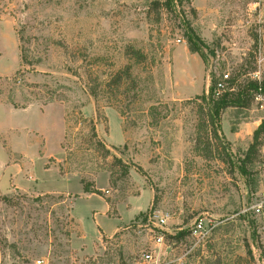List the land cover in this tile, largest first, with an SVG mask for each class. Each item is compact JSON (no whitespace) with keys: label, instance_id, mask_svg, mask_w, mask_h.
Wrapping results in <instances>:
<instances>
[{"label":"rangeland","instance_id":"obj_1","mask_svg":"<svg viewBox=\"0 0 264 264\" xmlns=\"http://www.w3.org/2000/svg\"><path fill=\"white\" fill-rule=\"evenodd\" d=\"M263 85L264 0H0V264H264Z\"/></svg>","mask_w":264,"mask_h":264},{"label":"trees","instance_id":"obj_2","mask_svg":"<svg viewBox=\"0 0 264 264\" xmlns=\"http://www.w3.org/2000/svg\"><path fill=\"white\" fill-rule=\"evenodd\" d=\"M166 3L168 4V0H166ZM193 33V32H192ZM188 43H189V49L191 52L193 53H200L202 54V56L204 57V52L202 51V48L200 47V45L193 40V38L188 37ZM196 39L201 42V40H199L198 36H196ZM211 89L212 91H217V85L220 82V79L212 74L211 76ZM230 82V80H229ZM264 86V85H263ZM251 88H258L259 86L257 85V83H254L250 86ZM213 94V92H212ZM230 92L229 91H223L221 93V96H219L217 98V100H213V104L209 103V100L206 96H203L200 98V103L198 104V112L200 113V115L206 116V120L205 122H207L208 126L211 128L210 131L213 134V137L215 139H218V124H217V120H216V116L219 114V109H222L224 107H229V106H239L241 105V99L237 96L234 97H229ZM238 95V94H237ZM264 133V122H262L259 127L255 130L254 132V141L251 144L250 148H249V152H251L252 150L256 149L258 143H259V137L260 135ZM208 152V149H206ZM248 152V155H249ZM206 157H208V153L205 155ZM244 172H246V168L245 166L243 167ZM84 191L85 192H91V193H97V194H101L102 190L98 189V188H90V186L88 184H86L84 186ZM105 239V238H104ZM251 253V251L249 252Z\"/></svg>","mask_w":264,"mask_h":264},{"label":"built area","instance_id":"obj_3","mask_svg":"<svg viewBox=\"0 0 264 264\" xmlns=\"http://www.w3.org/2000/svg\"><path fill=\"white\" fill-rule=\"evenodd\" d=\"M178 43H184L185 40L183 38H179L177 40ZM230 75L228 73L224 74L223 78H221L220 82L217 85V90L219 92H223L227 90V84L229 83ZM241 214H244L246 217L250 218L254 224V226L258 229L259 232L264 231V185L259 188L256 196L252 200V202L243 206L240 211ZM152 217L158 222L160 225H165L169 219V213H164L162 211L155 210L152 214ZM208 229L203 220H200L195 223L194 228L192 230V234L196 237L201 235L205 236L208 233ZM156 242L161 245L163 243V237L157 236ZM153 258L152 253L143 254V259L145 261H149ZM41 261H39L40 263Z\"/></svg>","mask_w":264,"mask_h":264},{"label":"crops","instance_id":"obj_4","mask_svg":"<svg viewBox=\"0 0 264 264\" xmlns=\"http://www.w3.org/2000/svg\"><path fill=\"white\" fill-rule=\"evenodd\" d=\"M184 51H185V49H184ZM186 51L188 52V55H187V58H185L186 60L184 61V62H188V61H193V60H195L196 61V57H197V55L195 54V53H191L189 50H188V48H186ZM178 57V59H177V61L178 62H181L180 60H179V56H177ZM203 61V60H202ZM203 64H204V61H203ZM192 80L190 79V78H188V80L187 81H185V83L186 84H188L189 85V87H186L185 88V90H186V92H190L192 89L190 88V86L192 85ZM209 83H210V80H209V78H208V87H209ZM39 111V113L41 114V115H43V114H45V113H42L41 112V110H38ZM64 132V131H63ZM63 134V133H62ZM61 138V137H60ZM60 140V139H59ZM51 154L52 153H46V158L47 157H49V156H51ZM40 157V156H39ZM46 162V161H45ZM44 162V163H45ZM44 165V164H43ZM53 168L54 169H56L55 167H52V168H50V167H48L47 166V164L45 165V168H43V169H45V170H53ZM59 175H61L60 173H58ZM61 176H63V178L65 177V176H69V175H61ZM18 187H20V185H17ZM56 191H59V190H47L46 192H56ZM67 193H69V191H66ZM82 192H84V188H83V185H82ZM85 194V193H84ZM142 210H140V212H141ZM140 212H138V213H140ZM137 215V214H136ZM120 217H121V214H120ZM127 224V223H126ZM126 224H124V225H126ZM124 225H118V226H116L114 229H113V231H111V232H105L104 230H103V228L98 224V229H99V233H101V231H102V235L104 234V235H106L107 237H109V236H111L112 234H114L116 231H118L120 228H122Z\"/></svg>","mask_w":264,"mask_h":264}]
</instances>
